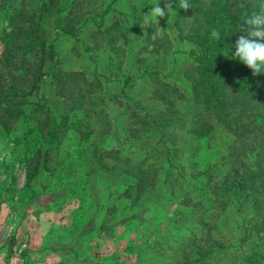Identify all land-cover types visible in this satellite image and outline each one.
Here are the masks:
<instances>
[{
  "label": "rangeland",
  "instance_id": "1",
  "mask_svg": "<svg viewBox=\"0 0 264 264\" xmlns=\"http://www.w3.org/2000/svg\"><path fill=\"white\" fill-rule=\"evenodd\" d=\"M47 2L0 0V73H5L6 36L16 28L32 30L38 24L30 17L11 24L10 16L19 5L41 14L40 38L51 53L41 88L28 102L0 101V264H177L179 256H190L187 248L200 230L199 214L212 205L203 183L198 185L197 199L182 201L180 187L169 193L162 182L156 187L144 182L137 188L133 179L118 177L108 169L113 160L104 156L115 150L134 163L145 156L144 144L125 138L121 112L128 100L150 102L145 69L154 66L157 70L158 55L144 39L149 26L143 18L156 0ZM70 8L78 16L76 31L65 34L62 18ZM119 19L120 27L115 25ZM150 28L152 37L175 36L168 22ZM109 35L112 42H108ZM174 44L167 56L169 67L159 68L163 75L170 73L167 81L175 79L184 86L179 70L191 62L195 49L187 42ZM55 71L76 72L88 82L99 81L94 102L71 112V100L64 104L52 84L50 76ZM62 116L68 117L67 124ZM109 123L116 133L102 135ZM59 125L63 130L52 140L48 133ZM85 125L90 126L86 131ZM230 139L219 130L193 145L194 151L178 163L196 165L198 170L219 165ZM99 158L106 167L100 168ZM163 163L159 177L168 168ZM181 175L188 178L190 170ZM181 243L188 244L186 249ZM255 250L264 260V235L262 241H255ZM215 257L204 264H233L226 257Z\"/></svg>",
  "mask_w": 264,
  "mask_h": 264
},
{
  "label": "trees",
  "instance_id": "2",
  "mask_svg": "<svg viewBox=\"0 0 264 264\" xmlns=\"http://www.w3.org/2000/svg\"><path fill=\"white\" fill-rule=\"evenodd\" d=\"M48 2L50 5L53 0ZM167 2L156 0L154 6L159 4L164 8ZM171 2L174 11L158 20L170 23L174 38L166 33L152 37L154 30L150 26L156 23L149 25L144 38L153 44L152 51L158 55L157 70L154 66L145 69L150 81L146 97L150 102L128 100L121 112L125 138L144 144L145 156L134 163L118 151H111V155L107 152L104 156L113 160L108 169L118 177L125 175L133 179L137 188L144 182L147 185L151 182L154 187L162 182V188L169 193L180 187L182 201L197 199L198 185L203 183L212 205L199 214L200 230L193 234L187 248L190 256H179L177 264H204L216 259L215 256L226 257L233 264H264L263 257L255 250V241H262L264 235V74L253 76L250 69L233 57L236 40L243 34L239 31L240 23L259 12L264 0H188V11L180 9L179 0ZM73 10L70 8L62 18L65 34L76 31L78 16ZM26 17L38 24L32 30V27L16 28L4 41L5 73H0V101L28 102L47 75L45 63L51 53L40 38L41 14L19 5L9 20L13 24L18 18ZM115 23L119 27L122 24L120 19ZM213 31L220 34L219 39L212 36ZM111 38L109 35L108 42L113 41ZM176 41L187 42L195 49L191 62L179 70L184 86L175 79L167 81L170 73L163 75L160 69L161 65L169 67L167 56L173 53ZM57 72L51 73L52 84L57 96L64 98V104L71 100V112L83 110L89 101L94 102L93 92L100 86H95L99 81L88 82L76 72ZM13 106L12 109L22 111ZM62 119L68 123L67 116ZM87 128L90 126L83 129ZM104 129L101 134L110 132L111 136L117 130L110 123ZM61 130L59 125L48 135L53 140ZM219 130L232 137L221 164L198 170L196 165L190 168L178 163L179 158L194 151L193 145ZM85 131H79L81 136ZM98 161L100 168L107 166L101 158ZM163 161L168 168L164 177H159V172L165 169ZM186 169L190 170L188 178L178 176ZM186 183L188 186H182ZM191 192H195L194 198ZM180 246L186 249L188 244Z\"/></svg>",
  "mask_w": 264,
  "mask_h": 264
},
{
  "label": "clouds",
  "instance_id": "3",
  "mask_svg": "<svg viewBox=\"0 0 264 264\" xmlns=\"http://www.w3.org/2000/svg\"><path fill=\"white\" fill-rule=\"evenodd\" d=\"M179 6L184 11L190 9L188 0H179ZM173 11L171 0L165 3L164 8H161L159 4L151 7L144 14V25L159 24L158 18H164ZM239 31L243 34L236 40L234 59L239 60L250 69L253 76L264 74V6H261L259 12H254L243 19ZM212 36L217 39L220 38L217 31H213Z\"/></svg>",
  "mask_w": 264,
  "mask_h": 264
},
{
  "label": "crops",
  "instance_id": "4",
  "mask_svg": "<svg viewBox=\"0 0 264 264\" xmlns=\"http://www.w3.org/2000/svg\"><path fill=\"white\" fill-rule=\"evenodd\" d=\"M86 264H88V263H86Z\"/></svg>",
  "mask_w": 264,
  "mask_h": 264
}]
</instances>
